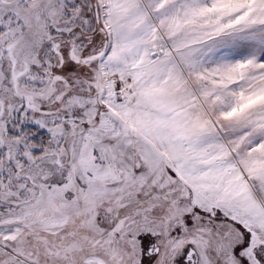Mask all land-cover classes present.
Segmentation results:
<instances>
[{
  "label": "snow or ice",
  "instance_id": "snow-or-ice-1",
  "mask_svg": "<svg viewBox=\"0 0 264 264\" xmlns=\"http://www.w3.org/2000/svg\"><path fill=\"white\" fill-rule=\"evenodd\" d=\"M0 264H264V0H0Z\"/></svg>",
  "mask_w": 264,
  "mask_h": 264
}]
</instances>
